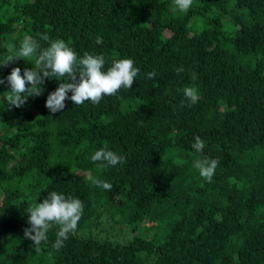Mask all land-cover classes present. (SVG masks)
I'll return each mask as SVG.
<instances>
[{
	"label": "trees",
	"instance_id": "16d2710c",
	"mask_svg": "<svg viewBox=\"0 0 264 264\" xmlns=\"http://www.w3.org/2000/svg\"><path fill=\"white\" fill-rule=\"evenodd\" d=\"M38 33L78 59L102 55L104 71L131 58L140 72L53 114L56 78L21 108L6 100L11 70H36V57L0 67V264H264V0H193L187 13L174 0H0V66L25 36L47 48ZM100 148L126 163L98 168ZM203 157L219 161L210 183L193 166ZM51 192L83 214L64 247L54 225L37 251L27 210ZM107 220L125 241L101 237Z\"/></svg>",
	"mask_w": 264,
	"mask_h": 264
},
{
	"label": "clouds",
	"instance_id": "9594fccd",
	"mask_svg": "<svg viewBox=\"0 0 264 264\" xmlns=\"http://www.w3.org/2000/svg\"><path fill=\"white\" fill-rule=\"evenodd\" d=\"M192 4L193 0H174V8L184 13H187ZM37 35L49 43L47 48H41L37 39L25 36L20 48L7 56L0 66L4 67L18 59L36 57V70L25 68L21 75V69L15 67L6 78L10 86V91L6 92V100L16 108H21L29 97L40 96L44 91L42 85L46 78H56L59 81L57 89L48 95L45 104L50 112L55 114L65 109V101L68 99L75 105H82L86 101L99 104L104 96L116 95L121 88L131 89L140 72L139 68L134 67L131 58L114 60L112 66L104 71L105 58L102 55L85 53L78 59L77 53L64 40L52 41L47 34ZM96 43L100 44L103 41L97 38ZM183 71L182 67L176 69L178 74ZM155 75L153 71L148 73L147 77L154 78ZM61 78L65 82H61ZM4 83L5 80L0 78V84ZM69 92L72 93L70 97ZM183 94L191 104H195L199 99L198 89L195 87H186ZM194 147L197 152H202L205 147L204 141L196 137ZM91 160L100 162L97 165L100 169L126 163L124 156L106 148L95 151ZM218 164L219 161L216 159L203 157L195 160L193 166L199 171L200 176L210 183ZM89 180L104 190L111 191L113 187L111 183L96 177L90 176ZM83 209L84 205L79 199L66 198L63 194L51 192L43 202L28 208V222L31 227L24 230L25 238L32 240L39 251L41 243L48 240V232L54 225H58L57 238L52 248L59 251L64 247L69 235L77 229Z\"/></svg>",
	"mask_w": 264,
	"mask_h": 264
},
{
	"label": "rangeland",
	"instance_id": "374dc122",
	"mask_svg": "<svg viewBox=\"0 0 264 264\" xmlns=\"http://www.w3.org/2000/svg\"><path fill=\"white\" fill-rule=\"evenodd\" d=\"M201 28L202 27H200L199 29H201ZM227 29H230V28L227 27ZM104 226L105 227L107 226V228H109V229L105 230L104 233H101V234H103L101 237H107V238H110V239L116 240V241H125L123 236H122V233H120L119 231L117 232V231H114V230H110L111 227H114V226H112L111 222H109L108 220L105 221ZM117 228H119V227H117ZM129 228L130 227H128V230H126L127 231V235L132 237L134 235V232H130ZM123 231L125 232V230H123Z\"/></svg>",
	"mask_w": 264,
	"mask_h": 264
}]
</instances>
